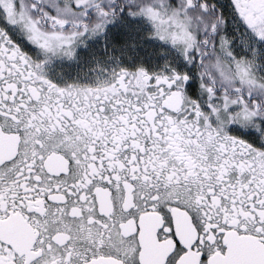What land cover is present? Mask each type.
<instances>
[{
    "label": "snow or ice",
    "instance_id": "obj_1",
    "mask_svg": "<svg viewBox=\"0 0 264 264\" xmlns=\"http://www.w3.org/2000/svg\"><path fill=\"white\" fill-rule=\"evenodd\" d=\"M0 264H264V0H0Z\"/></svg>",
    "mask_w": 264,
    "mask_h": 264
}]
</instances>
